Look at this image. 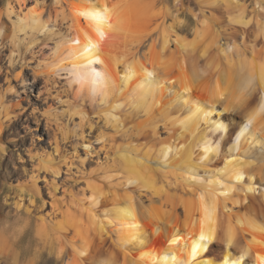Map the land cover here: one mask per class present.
Returning a JSON list of instances; mask_svg holds the SVG:
<instances>
[{
	"label": "bare ground",
	"instance_id": "obj_1",
	"mask_svg": "<svg viewBox=\"0 0 264 264\" xmlns=\"http://www.w3.org/2000/svg\"><path fill=\"white\" fill-rule=\"evenodd\" d=\"M26 2L0 12L5 74L28 66L20 34L27 52L56 35L54 61L32 70L43 104L65 72L79 121L96 113L112 133L91 163L57 138L24 149L1 183L0 264H264V0ZM16 101L0 103V168Z\"/></svg>",
	"mask_w": 264,
	"mask_h": 264
},
{
	"label": "rangeland",
	"instance_id": "obj_2",
	"mask_svg": "<svg viewBox=\"0 0 264 264\" xmlns=\"http://www.w3.org/2000/svg\"><path fill=\"white\" fill-rule=\"evenodd\" d=\"M6 1L7 0H1L0 12L3 11ZM27 1L26 6L28 8L36 7L37 10L42 9L44 12L49 13H52L54 10L51 0H36V2ZM154 2L157 7L164 6L163 3L172 6V0H154ZM190 9L192 11L197 10V5L194 0H190ZM181 19L185 22V27L178 29L179 33L186 38H191L192 30L196 27L195 20L191 15L189 16L187 14H184V16L182 15ZM53 31L56 32V28H54ZM54 37H56V35L53 34L45 43H42V38L40 36L36 39L37 42L34 41L33 44L31 43L32 46L30 44L28 45L30 47H28L29 52H27L26 48L29 39L23 40L21 34L18 36L20 44L17 48L13 49L14 51L16 50V52L18 51L17 54L16 52L14 54L15 57L17 56L16 61L23 58L28 65L27 67H23L24 70L22 69L21 76L18 80L12 79L13 77L10 74H5L6 71L4 67L6 65H4V63L6 60L2 55L7 54V50H2V55H0V68H2L0 71L5 74L0 72V100L2 97V101L7 100L15 103L17 100L18 104H20L19 107L15 109L16 114L19 115H17L18 118H13L12 125L8 126L2 134V141L5 145L6 153L1 161L3 167L0 168V193H2L1 183L3 179L13 176L14 172L12 167L18 166L19 163H27V159L25 157L23 158V151L25 148L29 147L30 144H32L36 150L38 149L39 152H48L51 150L50 146L54 143L55 138H57L63 150L72 152V149L75 148L80 157H83L84 151L88 149L91 153L89 156L91 159L89 158L84 162L91 163V161L95 159L96 140L100 132L112 133V125L106 123L103 117L101 115V117H99L96 113L91 114L89 118L87 117L83 121H79L75 112L82 102H86L82 98L84 97V92L82 91L83 96H81L80 91L78 92L76 85L71 83L72 81L69 75L67 76L65 72L58 74L59 76H55L52 85L53 89L60 92V98L62 97L61 100L58 102L48 100L50 108L48 105L43 104L42 94L41 96L38 95L42 80L37 76H35L37 78L33 80L34 75L32 70L35 68V70H37V66L40 64L43 68L41 71L44 72V66L52 62L54 58H52L51 49L53 47ZM5 77H8V82L5 81ZM20 81H23L24 84H21ZM9 85L14 90L13 94L6 92ZM2 101H0V103ZM17 110H19V112H17ZM45 117L51 121L50 126L46 127ZM18 154L22 156L23 162L18 161ZM5 195L6 194L1 196V200L4 199ZM41 264L51 263L44 262Z\"/></svg>",
	"mask_w": 264,
	"mask_h": 264
},
{
	"label": "snow or ice",
	"instance_id": "obj_3",
	"mask_svg": "<svg viewBox=\"0 0 264 264\" xmlns=\"http://www.w3.org/2000/svg\"><path fill=\"white\" fill-rule=\"evenodd\" d=\"M97 75H99V73H97Z\"/></svg>",
	"mask_w": 264,
	"mask_h": 264
}]
</instances>
